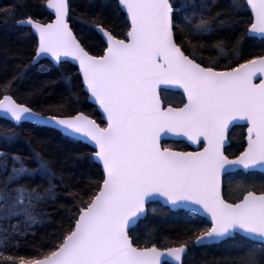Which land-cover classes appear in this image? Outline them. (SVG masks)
<instances>
[{"label":"snow or ice","instance_id":"obj_1","mask_svg":"<svg viewBox=\"0 0 264 264\" xmlns=\"http://www.w3.org/2000/svg\"><path fill=\"white\" fill-rule=\"evenodd\" d=\"M80 11L98 52L70 26V0L0 8L5 26L35 39L26 59L10 53L12 74L0 79V141L15 144L25 123L55 129L91 146L64 160L95 170L60 167L46 139L0 151V264H264V0H86ZM42 61L78 65L100 122L71 89L50 103L39 99L47 81L21 94ZM168 135L197 149L175 151ZM154 201L183 226L156 220Z\"/></svg>","mask_w":264,"mask_h":264},{"label":"trees","instance_id":"obj_2","mask_svg":"<svg viewBox=\"0 0 264 264\" xmlns=\"http://www.w3.org/2000/svg\"><path fill=\"white\" fill-rule=\"evenodd\" d=\"M14 0H0V8L11 5ZM93 3L113 5L114 0H92ZM86 0H70V4L75 9V15L71 16L70 25L74 32L79 38H82L88 47L98 52L101 50V41L94 32L89 30L83 23V16L81 15L80 9L84 6ZM32 12H40V9H30ZM106 15L113 20L114 23L120 24V17L114 14L111 7L106 11ZM43 19H46V15H42ZM35 39L29 33L27 28L17 29L11 24L5 26L2 18H0V79H3L12 74L14 68V62L11 59V52H21L25 54L31 53L34 48ZM260 46L259 39H255L249 44V47L258 50ZM9 53V55H6ZM77 69L75 66L69 64L62 65L60 67L50 66L47 61H42L37 65L33 66L28 77H26L24 83L19 85L21 94H26L27 91L34 85L40 84L41 82H50L45 90L44 96L40 97L41 103L53 102L57 100L61 94H69V90L75 92L80 99V106L90 112L94 118L100 122V114L96 108L84 99V93L80 90L79 80L77 78ZM61 74L71 77V82L62 79ZM179 93L174 94V99L179 100ZM8 124V121L0 118V126ZM21 133L19 140L15 144H6L0 141V151L5 152H25L28 149V139L32 138L33 142L37 139H46L50 141V146L54 151L61 153L60 167L70 169L73 171H84L87 170L94 174V169H87L86 165L77 164L71 160H64V154L71 155L73 151L90 152L91 148L83 143H76L68 139H61L60 133L51 128L37 127L31 123H25L18 129ZM242 129L240 127L233 128V147L232 151H236L238 147L239 137ZM165 146L174 149L189 148L182 141H163ZM57 145L60 147L57 149ZM257 175L260 176L259 173ZM228 181H225L226 194L231 196L237 195L235 191L229 192ZM150 214L152 210H155L154 218L158 221H165L167 226L174 229H180L183 226V221L180 219V213L170 212L169 209L161 204L154 202L148 205ZM23 251V249H21Z\"/></svg>","mask_w":264,"mask_h":264},{"label":"water","instance_id":"obj_3","mask_svg":"<svg viewBox=\"0 0 264 264\" xmlns=\"http://www.w3.org/2000/svg\"><path fill=\"white\" fill-rule=\"evenodd\" d=\"M69 23H70V22H69ZM70 26H71V25H70ZM257 39H259V38H257ZM70 64L73 65V66H75L76 69H77V72H78V65H76V64H74V63H70ZM257 82H258V81H257ZM171 91H173V92H178V93H179V90H171ZM88 102H89L90 104H92V105L96 108L97 112L100 114V120H101V116H102V114L98 111V106H96L91 100H88ZM0 118L5 119V118H3L2 116H0ZM5 120H6V119H5ZM54 130H55V129H54ZM56 131H57V130H56ZM163 141H182V142H184V143L189 147L188 150H177V149H173V150H175V151H194V150L197 149V146H196V145L191 144L190 142H188L187 140H185L184 138H181V137H176V136L168 135V136L164 137ZM163 141H162V142H163ZM88 146L91 148L90 145H88ZM257 173H259V172H257ZM154 202H157V203L161 204L162 206H165V205L163 204L162 201H154ZM154 202H151V203H154ZM165 207H166V206H165Z\"/></svg>","mask_w":264,"mask_h":264},{"label":"flooded vegetation","instance_id":"obj_4","mask_svg":"<svg viewBox=\"0 0 264 264\" xmlns=\"http://www.w3.org/2000/svg\"><path fill=\"white\" fill-rule=\"evenodd\" d=\"M174 94H175L174 92H170L169 91L167 93V97H168V99L172 100L174 103H178L181 97L179 98V100H175L174 99ZM180 150H187V148H183V149H180Z\"/></svg>","mask_w":264,"mask_h":264},{"label":"rangeland","instance_id":"obj_5","mask_svg":"<svg viewBox=\"0 0 264 264\" xmlns=\"http://www.w3.org/2000/svg\"><path fill=\"white\" fill-rule=\"evenodd\" d=\"M167 95V94H166ZM260 178H261V176H259V175H256V179H257V181H259L260 180ZM235 179H239V177L238 176H235ZM229 183V182H228Z\"/></svg>","mask_w":264,"mask_h":264}]
</instances>
